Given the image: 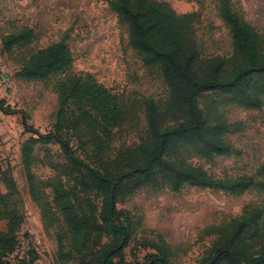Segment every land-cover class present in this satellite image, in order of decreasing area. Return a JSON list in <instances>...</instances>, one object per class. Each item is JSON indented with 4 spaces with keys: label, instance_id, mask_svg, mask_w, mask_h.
I'll return each instance as SVG.
<instances>
[{
    "label": "rangeland",
    "instance_id": "obj_1",
    "mask_svg": "<svg viewBox=\"0 0 264 264\" xmlns=\"http://www.w3.org/2000/svg\"><path fill=\"white\" fill-rule=\"evenodd\" d=\"M153 1L167 5L179 17L193 15L190 27L202 60L231 57V34L219 17L218 0ZM231 4L240 18L264 38V0H231ZM25 28L32 31L31 38L7 51L3 38ZM61 42L69 47L73 57L72 66L61 77L44 82H28L18 77L32 54ZM85 75H91L116 95L128 112L127 123L112 130L109 150L104 156L105 160L115 162L111 166L116 167L118 159L126 151L134 150L147 135L145 100L162 104L168 99L159 67L146 66L132 48L129 28L111 9V0H0V103L4 102L5 108L25 113L30 125L47 134L56 126L61 83L68 77ZM227 99L209 94L200 99L199 105L210 119L222 118L226 127L223 138L232 147L230 155L201 158L189 155L184 149H174L168 157L174 161L184 159L217 179L251 176L264 183V107L245 110ZM69 126L65 139L78 157L86 159L89 153L86 147L90 146H85L89 143V122L79 121ZM31 137L16 114L8 115L0 109V166L15 182L17 215L21 216L18 225L11 228L10 217L0 219V237L7 236L5 240L9 244L15 236L18 240L19 254L15 252L7 260L11 264H30L33 258L27 255L35 252L32 264H97L102 252L120 244L119 238L105 233L99 239L91 237L87 249L82 242L77 249L73 248L71 234L54 207L59 220L51 228L46 226L41 207L31 197L23 166V145ZM35 156L32 170L39 183L38 192L43 203L53 204L54 185H73L66 175V158L55 144L38 145ZM0 190L8 192L3 181ZM94 203L99 216L103 198H94ZM257 207L264 211L261 188L238 196L194 187L175 192L167 184L160 188L147 184L134 187L132 183L128 190H123L117 204L129 235L127 242L120 244L124 247L121 257L114 261L145 264L158 255L153 243L163 240L171 247V264H207L214 254L213 245L221 237L213 228L224 229L232 219ZM23 242L28 246H23Z\"/></svg>",
    "mask_w": 264,
    "mask_h": 264
},
{
    "label": "trees",
    "instance_id": "obj_2",
    "mask_svg": "<svg viewBox=\"0 0 264 264\" xmlns=\"http://www.w3.org/2000/svg\"><path fill=\"white\" fill-rule=\"evenodd\" d=\"M218 14L229 28L233 53L231 57H210L202 60L195 33L190 27L193 15L179 17L167 5L153 0H111V9L129 28L132 48L146 66H158L167 87L168 99L158 104L151 99L144 102L147 135L134 150H128L115 162L105 160L112 130L127 123V111L116 95L98 84L91 75L66 78L58 89L59 111L53 131L42 134L29 124L25 113H15L0 103V109L8 115L16 114L26 133L32 137L22 149L24 170L33 201L42 209L48 228L59 217L71 234L73 248L82 242L85 249L91 237L99 239L105 233L119 238L120 244L128 240V227L117 211L119 197L129 185L147 184L160 188L167 184L173 191L194 187L224 191L238 196L251 189L261 188L255 177L241 176L217 179L204 169L185 160L174 161L168 156L175 149H184L189 155L201 158L227 156L232 147L223 135L226 127L221 117L210 119L200 108V99L209 94L227 96L245 110L264 107V38L234 11L231 0H218ZM32 36L23 29L18 34L7 35L3 45L7 51L21 45ZM73 63L69 47L64 43L52 44L32 54L24 63L18 77L28 82H44L61 77ZM259 77V80L256 79ZM89 122V153L86 159L77 156L64 134L69 124ZM58 145L66 161V175L73 185L53 186V204L43 203L38 192L39 183L32 167L36 159V147ZM90 160V161H89ZM127 160V163H124ZM95 166V167H93ZM111 166V167H109ZM160 177V179H159ZM8 191L0 190V219L11 218V226L21 221L17 208L18 190L14 180L5 175L0 166V183ZM103 198L102 210L96 214L94 198ZM12 207V208H11ZM52 215V218L49 216ZM19 223V222H18ZM221 237L213 245V256L207 264H264V211L247 209L232 219L224 229L214 227ZM16 234V233H15ZM0 237V264H11L7 256L16 251L17 236L10 244ZM102 252L97 264H129L121 257L122 245ZM158 253L145 264H171V247L163 240L153 243ZM32 264L36 253L32 252ZM88 264V263H87ZM92 264V263H91Z\"/></svg>",
    "mask_w": 264,
    "mask_h": 264
},
{
    "label": "built area",
    "instance_id": "obj_3",
    "mask_svg": "<svg viewBox=\"0 0 264 264\" xmlns=\"http://www.w3.org/2000/svg\"><path fill=\"white\" fill-rule=\"evenodd\" d=\"M22 245H23V246H28V243H27V242H23ZM18 249H19V248H17L16 251H15V252H16V255L19 254V250H18ZM15 252H14V253H15ZM31 254H32V252H30L27 256H28V257H32ZM11 256H13V255H11ZM8 261L10 262V259H8Z\"/></svg>",
    "mask_w": 264,
    "mask_h": 264
}]
</instances>
